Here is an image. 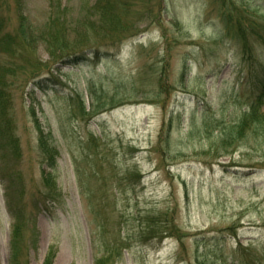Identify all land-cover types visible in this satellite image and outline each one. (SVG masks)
<instances>
[{"label":"rangeland","instance_id":"rangeland-1","mask_svg":"<svg viewBox=\"0 0 264 264\" xmlns=\"http://www.w3.org/2000/svg\"><path fill=\"white\" fill-rule=\"evenodd\" d=\"M3 1L0 34L18 10L44 24L53 3ZM55 1L86 58L0 44L14 67L0 76V264H43L50 248L52 264H94L116 243L112 264H264V137L237 127L253 100L264 114V0H119L126 28L108 42L78 24L96 0ZM9 202L27 216L14 259Z\"/></svg>","mask_w":264,"mask_h":264},{"label":"trees","instance_id":"trees-1","mask_svg":"<svg viewBox=\"0 0 264 264\" xmlns=\"http://www.w3.org/2000/svg\"><path fill=\"white\" fill-rule=\"evenodd\" d=\"M8 1V0H6ZM17 1V5H20V1ZM4 1L0 0V9ZM62 4H58L57 1L53 0L51 3V8L49 10V16L46 22L40 26H35L32 21L25 15L22 11H17L18 21L15 30L5 31L4 34H0V44L4 46L7 51L14 52L13 46L18 45L22 48H36L39 45H43L46 48V51L50 56L54 55L56 61H67L70 63H77L81 59L86 58L87 48L82 47L87 43L77 44L74 47H71L70 44L66 43V37L68 32V25L65 23L66 17L64 12L61 11ZM66 7V5H64ZM126 5L119 0H96L94 3L90 4V10L85 11V17L83 20L78 21L82 26V33L85 37H95L99 34L100 40L103 42H108L106 39L112 41L114 40L117 29L123 30L126 28V22L124 17L126 15ZM227 16V15H225ZM226 26L228 29H232L231 25V16L228 15V18H225ZM4 28V18L0 15V30ZM238 32H243L241 28H238ZM244 34V33H243ZM95 39H98L95 37ZM97 42H95L96 44ZM95 46V47H93ZM90 46L93 54H98L97 45ZM71 47V48H70ZM75 48V49H74ZM67 50V51H65ZM59 56V57H57ZM9 62L3 63L0 65V76L5 71L14 70L13 66H9ZM261 99L262 96L260 95ZM264 98V95H263ZM261 102V101H260ZM9 107V97L5 91H3L2 86H0V119L6 121L7 118V108ZM260 103L258 100H253L249 108L244 112L242 118L239 120L237 127L241 136L243 131L252 126V128L260 133L264 137V114L260 111ZM83 113L85 111L84 105H82ZM104 111V110H102ZM101 111V112H102ZM38 137V145L44 156L45 164L51 169H55L57 165V157L59 155L58 148L51 141V135L48 136V133L40 130ZM264 140V138H263ZM224 148L229 147L233 141L228 137L222 140ZM223 147V146H221ZM50 171H46L43 174V183L49 187V190H44L40 192V198L38 203L36 202V207L40 210L39 206L45 205V200L52 199V190L55 189V177ZM9 210L13 214L14 222L12 224L11 231V247H13V259L15 256L14 249L19 244L18 236L21 234L23 223L27 218L26 213L23 209V205H14L12 202H9ZM30 219H33L32 213H30ZM152 231L159 232L155 228V225ZM120 245L117 243L111 245L110 247L105 248V251L102 255L95 258L94 264H112L113 259L111 258L112 251H117ZM50 248L46 254L43 264H52V259L54 253L50 252ZM107 251V253H106ZM119 254V251H117Z\"/></svg>","mask_w":264,"mask_h":264}]
</instances>
